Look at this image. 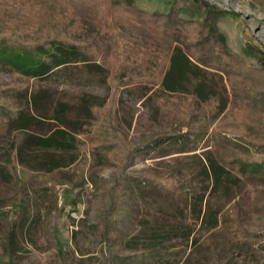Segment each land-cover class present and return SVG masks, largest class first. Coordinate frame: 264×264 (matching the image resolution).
Returning a JSON list of instances; mask_svg holds the SVG:
<instances>
[{"label": "trees", "instance_id": "16d2710c", "mask_svg": "<svg viewBox=\"0 0 264 264\" xmlns=\"http://www.w3.org/2000/svg\"><path fill=\"white\" fill-rule=\"evenodd\" d=\"M98 1L104 2L108 12L118 18L144 21L148 28L173 38L177 44L166 49L146 46L140 40L122 45L107 30L92 35L89 29L86 31L84 22L72 21L54 9L51 0H0V67L24 79L16 86L10 84L0 89V138L12 141L14 132L27 133L19 144L13 141L0 152V177L18 185L16 195L6 206L20 211L13 221L1 216L7 228L0 241L3 250L12 256L24 248V237L31 236L37 225L32 205L38 194H47L49 189L46 186L36 190L34 197L18 179L17 167L23 166L44 181L64 180L76 186L92 183L94 192L124 189L122 196L131 193L142 200L149 211L145 215L147 227L125 245L120 244V253L110 264H156L176 254L171 250L176 239L190 240L200 230L210 232L223 224L242 222L246 214L251 213L238 200L243 191L250 187L264 191V132L257 131L253 138L241 134L254 152L246 148L238 154L229 151L223 154L230 141L223 134L225 129L210 132L203 127L208 117L215 118L228 107L229 97L224 93L226 85L221 72L232 75L240 69L246 77L261 82L259 75L264 74V67L256 77L257 74L244 69V62L229 50L227 35L218 26V21L229 11L210 9L201 22L183 15L184 8L190 10L196 0H176L164 13L142 9L136 0ZM31 27L62 29L69 36L47 40L21 38L20 31ZM103 39L108 41L106 48L101 46ZM96 50L103 61L91 58ZM32 80H38L41 85L95 81L108 86L116 84L117 89L124 86L136 97L146 98L161 108H178L184 123L131 151L120 131L71 119L67 117V105L62 103L55 115L57 125L49 132L35 133L32 130L42 126L44 120L15 109L2 98L4 91L25 94ZM41 92L34 97L36 101L46 92L44 87ZM248 92L249 89H244L242 109L249 106L247 100L253 102V109L263 110L264 88L252 89V97ZM108 102L107 98L90 97L85 99L84 106L95 116L96 110ZM92 129L94 133L88 141L82 139V134ZM206 139L214 140L213 148L173 160L164 159L155 173L149 170L124 172L110 181L97 174L86 177L85 173H77L75 167L79 163L78 151L83 147H89L97 155L96 164L103 165L110 163L112 156L129 151L133 158L139 152L160 149L167 144L176 146L177 150L164 152L162 158L177 152H196ZM53 184L51 189L55 188ZM255 210L264 211V204L255 205Z\"/></svg>", "mask_w": 264, "mask_h": 264}, {"label": "rangeland", "instance_id": "374dc122", "mask_svg": "<svg viewBox=\"0 0 264 264\" xmlns=\"http://www.w3.org/2000/svg\"><path fill=\"white\" fill-rule=\"evenodd\" d=\"M136 1L142 9L164 13L172 8L176 0ZM51 5L66 18L84 22L86 31L89 29L92 35H100L107 30L122 45L140 40L146 46L166 49L177 44L173 38L164 37L148 28L144 21L123 16L118 18L109 13L102 1L51 0ZM192 5L190 10L184 8L183 15L201 22L210 9L229 11L227 16L218 21L221 31L227 35L228 48L244 62V69L253 70L256 77L262 78L261 82L258 79L254 81L241 73L240 69L232 75L221 72L226 85L224 93L229 97L228 107L219 116L208 117L203 127L210 132L221 127L225 129L223 134L230 141L223 149L224 152L221 151L223 154L227 151L238 154L246 148L254 152L241 134L253 138L257 131L264 132V109H253V102L247 100L249 106L244 109L241 106L246 96L244 89H249L248 93L252 97V89L264 88V74L258 73L264 67V0H196ZM234 12L239 15H233ZM20 36L24 40H47L69 35L62 29L52 31L31 27L23 28ZM107 43V39H103L102 48H106ZM91 58L93 61H103L97 50ZM21 81H24L21 76L0 67V89L10 84L16 86ZM43 87L46 92L36 101L34 97L42 93ZM116 87V84L108 86L95 81L75 85H41L38 80H32L25 94L14 95L4 91L2 98L15 109L33 113L44 120L42 126L32 132L46 133L54 128L58 122L56 111L60 104L65 103L67 117L91 122L105 130L120 131L127 139L126 144L131 151L135 147H142L139 145L157 135L171 133L172 129L174 131L184 123L181 114L177 112L178 108H161L146 98L136 97L124 86ZM90 97L107 98L109 102L98 108L95 116H91L84 106L85 99ZM93 133L92 129V132L82 134L81 137L88 141ZM26 134L16 131L12 141L0 138V152L5 151L13 141L19 144ZM214 143V140L206 139L196 152H177L168 158H162L161 155L166 151L175 152L176 146L167 144L160 149L152 148L135 154L133 158L128 151L118 157L112 156L111 162L103 165L96 164L97 155L89 147H83L78 151L79 163L75 167L77 173H85L86 177L97 174L100 178L113 181L124 172L149 170L155 173L164 159L173 160L186 154L202 153L209 147L213 148ZM259 145L262 148V144ZM17 175L20 183L26 185L34 197L36 190L46 186L49 189L47 194H38L32 205L37 225L31 236L28 234L24 237V248L12 256L3 250L0 241V264H110L120 253L119 245H125L131 237L147 227L144 224L145 215L149 212L147 205L131 193L122 196L126 192L124 189L94 192L92 183L76 186L64 180L44 181L23 166L17 167ZM53 183L55 188L51 189ZM258 189H245L238 199L245 204L246 209L251 210L242 222L223 224L210 232L200 230L190 240L176 239L171 244V250L176 254L170 260L160 259L156 264H264V211H254L255 205L260 207L264 204V191ZM17 191L15 181L8 182L0 177V239L7 228L1 216L13 221L20 215L18 208L6 206Z\"/></svg>", "mask_w": 264, "mask_h": 264}]
</instances>
